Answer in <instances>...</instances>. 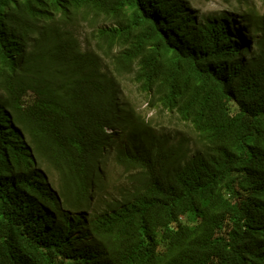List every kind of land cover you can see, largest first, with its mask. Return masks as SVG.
Listing matches in <instances>:
<instances>
[{
	"label": "trees",
	"instance_id": "trees-1",
	"mask_svg": "<svg viewBox=\"0 0 264 264\" xmlns=\"http://www.w3.org/2000/svg\"><path fill=\"white\" fill-rule=\"evenodd\" d=\"M239 11L0 0V264H264V14Z\"/></svg>",
	"mask_w": 264,
	"mask_h": 264
},
{
	"label": "rangeland",
	"instance_id": "rangeland-1",
	"mask_svg": "<svg viewBox=\"0 0 264 264\" xmlns=\"http://www.w3.org/2000/svg\"><path fill=\"white\" fill-rule=\"evenodd\" d=\"M239 0H186L187 4L192 7L194 12L203 19L205 16L211 14L222 15L225 11L234 13L236 15L240 14V11L245 10L250 5L257 8L259 12L264 14V0H249L246 4H240ZM104 23V21H102ZM109 27V25H108ZM91 32V29L87 24H81L77 26V35L83 43L85 48H89L87 45L86 37ZM103 65H108L107 61L104 60ZM124 86L126 88V93L130 95L134 106L137 108V111L142 116H147L148 118L153 119V123L156 124L161 122V120H166L167 117H164L161 114L155 113H148L143 104L142 99L138 93L137 89H134L132 84L125 82ZM168 121H166L167 123ZM165 123V124H166ZM189 144H193L189 142ZM102 173L104 175L103 182H104V193L105 194H114L117 190L130 182L132 180V174L126 173L122 170L114 168L111 164V161H107L105 164L102 165ZM111 175V178H110ZM55 179L54 176H52Z\"/></svg>",
	"mask_w": 264,
	"mask_h": 264
}]
</instances>
